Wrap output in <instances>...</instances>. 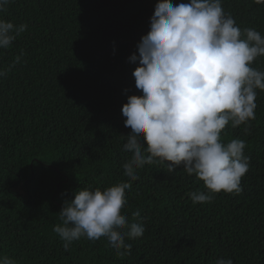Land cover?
<instances>
[{
	"label": "trees",
	"instance_id": "obj_1",
	"mask_svg": "<svg viewBox=\"0 0 264 264\" xmlns=\"http://www.w3.org/2000/svg\"><path fill=\"white\" fill-rule=\"evenodd\" d=\"M158 2L11 0L6 16L11 10L14 25L55 17L75 31L68 52L60 34L51 43L47 36V43L27 45L30 37L24 33L18 43L20 63L3 78L19 86L24 109L43 97L54 99L60 113H35L17 130L0 123V254H45L49 264H216L221 258L233 264H264V90L256 89L254 120L235 128L229 121L221 132L225 144L243 140V154L251 158L241 193H209L182 165L172 173L145 165L137 169L135 181L124 174L123 156L131 158V153L123 151L126 140L121 135L132 130L125 127L121 110L128 96L143 94L132 75L138 61H129V55H139L137 45L150 31ZM222 8L242 31L252 28L264 37V3L222 0ZM122 23L126 32L104 35V41L110 46L109 59L125 70L120 76L112 73L105 84L104 65L95 60V53L108 52L96 36ZM251 67L264 71V56ZM141 143L147 146L143 139ZM118 182L131 183L121 212L126 209L132 217L139 211L146 232L150 230L136 250L118 255L107 249L105 236L97 245L85 244L86 236H81L65 250L59 236H49L56 222L54 200L64 204L74 199V191ZM193 192L211 194L212 199L194 203Z\"/></svg>",
	"mask_w": 264,
	"mask_h": 264
},
{
	"label": "clouds",
	"instance_id": "obj_2",
	"mask_svg": "<svg viewBox=\"0 0 264 264\" xmlns=\"http://www.w3.org/2000/svg\"><path fill=\"white\" fill-rule=\"evenodd\" d=\"M254 2L262 4L264 0ZM10 3L0 0V123L17 130L35 113H60L54 99L43 97L35 98L37 104L24 109L19 86L3 82L20 63L19 38L25 33L30 37L27 45H36L47 43V36H51V43L60 34L63 49L68 52L75 29L55 17L14 25L11 10L6 16ZM124 32L123 23L112 24L96 36L108 52L107 56L95 53V60L104 65L105 84L108 76L123 75L125 69L109 59L110 46L104 35L112 38ZM137 49L139 55H129V61H138L132 75L143 94L128 96L121 110L125 127L132 130L127 136L121 135L126 140L123 151L131 153V158L125 153L123 156L125 176L130 181L138 180L137 169L145 165L169 173L182 165L188 175L195 174L204 182L209 193H241V178L249 171L251 158L243 154V140L232 139L225 144L221 132L229 121L235 128L255 119L256 89L264 90V71L251 67V63L264 56V37L252 28L242 31L224 12L222 0L179 4L159 0L150 18V31L141 37ZM130 188V182L108 183L95 189L89 185L70 193L74 197L70 202L54 200L57 211L53 230L64 241L65 250L81 236H86L82 242L87 245L101 244L97 239L107 237V249L118 255L136 250L150 230L146 232L139 211L132 217L127 216L126 209L121 212ZM191 199L194 203L210 202L212 195L193 192ZM0 264L49 262L45 254L35 257L27 251L17 258L0 254ZM216 264H233V260L221 258Z\"/></svg>",
	"mask_w": 264,
	"mask_h": 264
},
{
	"label": "rangeland",
	"instance_id": "obj_3",
	"mask_svg": "<svg viewBox=\"0 0 264 264\" xmlns=\"http://www.w3.org/2000/svg\"><path fill=\"white\" fill-rule=\"evenodd\" d=\"M51 235L53 237H56V238L59 236L56 232H54V230H52V232H51V234L49 236H51Z\"/></svg>",
	"mask_w": 264,
	"mask_h": 264
}]
</instances>
